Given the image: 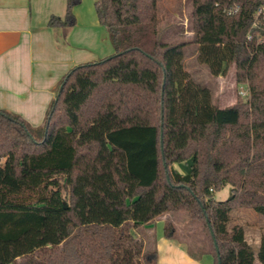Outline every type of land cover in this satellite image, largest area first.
Returning a JSON list of instances; mask_svg holds the SVG:
<instances>
[{
  "label": "trees",
  "instance_id": "1",
  "mask_svg": "<svg viewBox=\"0 0 264 264\" xmlns=\"http://www.w3.org/2000/svg\"><path fill=\"white\" fill-rule=\"evenodd\" d=\"M80 2L49 26L74 27ZM191 3L180 38L159 0H96L115 54L70 69L40 126L0 108V264H42L38 252L43 264H157L132 229L178 211L200 223L215 264H264V232L255 253L230 225L238 206L264 215V0ZM191 43L214 76L234 64L247 97L215 104L185 69Z\"/></svg>",
  "mask_w": 264,
  "mask_h": 264
},
{
  "label": "rangeland",
  "instance_id": "2",
  "mask_svg": "<svg viewBox=\"0 0 264 264\" xmlns=\"http://www.w3.org/2000/svg\"><path fill=\"white\" fill-rule=\"evenodd\" d=\"M47 1L55 3L57 16H65L67 0H41L39 6L45 7ZM95 1L81 0L73 8L76 17V25L71 31L75 42L73 56L79 55L83 49L89 53L91 58L99 60L102 57H110L116 52L108 29L98 20ZM159 8L165 25L173 24L179 34L178 37L191 36V0H159ZM164 28L165 26L162 25L161 29ZM182 32L186 33L182 34ZM184 66L197 82L211 90L213 102L220 107H228L240 98L245 99L249 93L247 84H237L234 64L228 75H212L209 68L198 61V45L195 43L187 45L184 49ZM241 90L246 94H241ZM176 165L178 170L185 167L190 170L191 161ZM230 190L231 186H226L216 192L215 198L226 200ZM170 223L175 228L173 238L165 235V228ZM234 224L243 226L246 239L257 253L259 241L264 232V215L255 211L251 206H238L231 212L230 225ZM132 231L145 241V251H157V264H215L205 232L200 223L193 220L186 211L168 213L166 218L161 217L151 225H143L140 229H132ZM34 257L40 259L42 264L47 259L46 255L39 252L35 253ZM255 264H261L257 257Z\"/></svg>",
  "mask_w": 264,
  "mask_h": 264
},
{
  "label": "crops",
  "instance_id": "3",
  "mask_svg": "<svg viewBox=\"0 0 264 264\" xmlns=\"http://www.w3.org/2000/svg\"><path fill=\"white\" fill-rule=\"evenodd\" d=\"M40 2L0 0V108L34 127L44 123L64 75L74 66L97 60L83 49L73 56L74 27L49 26L50 17L58 13L55 3L40 7Z\"/></svg>",
  "mask_w": 264,
  "mask_h": 264
},
{
  "label": "built area",
  "instance_id": "4",
  "mask_svg": "<svg viewBox=\"0 0 264 264\" xmlns=\"http://www.w3.org/2000/svg\"><path fill=\"white\" fill-rule=\"evenodd\" d=\"M240 11V4L239 3H233L227 8V12L229 14H235ZM261 19H264V3L257 9L255 14V22L253 23V27H256L258 23L261 21ZM252 39V34H248V40ZM241 94L245 95L246 93L244 91H240Z\"/></svg>",
  "mask_w": 264,
  "mask_h": 264
}]
</instances>
